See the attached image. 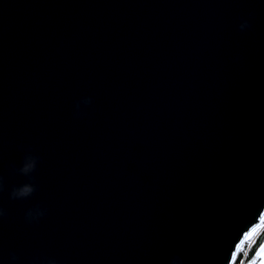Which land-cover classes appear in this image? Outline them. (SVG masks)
<instances>
[{"label": "water", "instance_id": "water-1", "mask_svg": "<svg viewBox=\"0 0 264 264\" xmlns=\"http://www.w3.org/2000/svg\"><path fill=\"white\" fill-rule=\"evenodd\" d=\"M262 217L264 0H0V264H228Z\"/></svg>", "mask_w": 264, "mask_h": 264}, {"label": "trees", "instance_id": "trees-1", "mask_svg": "<svg viewBox=\"0 0 264 264\" xmlns=\"http://www.w3.org/2000/svg\"><path fill=\"white\" fill-rule=\"evenodd\" d=\"M264 243V229L260 232V234L257 236L253 244L249 247V249L245 252V248L247 247L246 244L242 245L240 250L237 253L236 260L234 264H241L242 261L245 263L252 260V258L255 256L256 252L260 249L262 244Z\"/></svg>", "mask_w": 264, "mask_h": 264}, {"label": "rangeland", "instance_id": "rangeland-1", "mask_svg": "<svg viewBox=\"0 0 264 264\" xmlns=\"http://www.w3.org/2000/svg\"><path fill=\"white\" fill-rule=\"evenodd\" d=\"M264 229V221L263 223L258 226L252 234L245 240L243 243L244 245L246 244L245 252L249 249V247L253 244L257 236L260 234V232ZM264 247V243L260 247V249L256 252L255 256L250 260L249 262L245 263L244 261L241 262V264H261V259H264V255H258L260 252L261 248Z\"/></svg>", "mask_w": 264, "mask_h": 264}, {"label": "snow or ice", "instance_id": "snow-or-ice-1", "mask_svg": "<svg viewBox=\"0 0 264 264\" xmlns=\"http://www.w3.org/2000/svg\"><path fill=\"white\" fill-rule=\"evenodd\" d=\"M262 219H264V217H262ZM247 238V237H246ZM240 250V246L237 245V251H231L230 255H231V259H229L228 264H234L235 260H236V256H237V252ZM258 255H264V247L261 248L260 252L258 253ZM261 264H264V259H261Z\"/></svg>", "mask_w": 264, "mask_h": 264}, {"label": "clouds", "instance_id": "clouds-1", "mask_svg": "<svg viewBox=\"0 0 264 264\" xmlns=\"http://www.w3.org/2000/svg\"><path fill=\"white\" fill-rule=\"evenodd\" d=\"M29 191H31V189H29V188L26 187V188L23 189V192L21 194L27 193Z\"/></svg>", "mask_w": 264, "mask_h": 264}, {"label": "built area", "instance_id": "built-area-1", "mask_svg": "<svg viewBox=\"0 0 264 264\" xmlns=\"http://www.w3.org/2000/svg\"><path fill=\"white\" fill-rule=\"evenodd\" d=\"M263 221H264V219L262 220V222L260 223V225L263 223ZM251 234H252V233H250L249 236H250ZM249 236H248V237H249ZM248 237H247V238H248ZM247 238H246V239H247Z\"/></svg>", "mask_w": 264, "mask_h": 264}]
</instances>
